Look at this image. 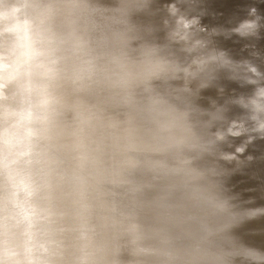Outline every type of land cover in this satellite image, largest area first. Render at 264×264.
Returning a JSON list of instances; mask_svg holds the SVG:
<instances>
[{"label":"clouds","instance_id":"clouds-1","mask_svg":"<svg viewBox=\"0 0 264 264\" xmlns=\"http://www.w3.org/2000/svg\"><path fill=\"white\" fill-rule=\"evenodd\" d=\"M0 264H264V0H0Z\"/></svg>","mask_w":264,"mask_h":264}]
</instances>
